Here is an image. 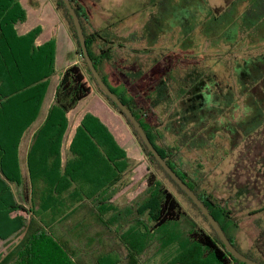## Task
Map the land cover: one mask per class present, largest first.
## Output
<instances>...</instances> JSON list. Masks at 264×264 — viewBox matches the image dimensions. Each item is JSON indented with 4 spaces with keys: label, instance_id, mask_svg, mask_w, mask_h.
Returning a JSON list of instances; mask_svg holds the SVG:
<instances>
[{
    "label": "trees",
    "instance_id": "obj_1",
    "mask_svg": "<svg viewBox=\"0 0 264 264\" xmlns=\"http://www.w3.org/2000/svg\"><path fill=\"white\" fill-rule=\"evenodd\" d=\"M69 1L79 18L89 57L101 79L129 108L153 147L205 205L235 250L259 264H264L263 260L255 259L238 249L228 234V229H235L237 225L231 218L232 213L227 202L222 201L221 204L212 196L199 192L194 181L189 179L188 172L182 171V166L187 164L180 158L177 149L168 147V143L165 142L160 120L157 124L155 121L158 119L155 111L160 105L159 102L169 103V98L157 96L158 80L152 92L148 87L153 85V82L149 85L134 86L133 90L132 86L135 85L133 82L132 84L124 82L117 87L110 86L101 68L107 63L110 64L114 43L103 39L95 30L87 32L83 24L85 17L79 5L80 0ZM202 1L206 3V0ZM54 2L66 22L76 55L82 59L71 18L61 0ZM263 7L264 0H228L223 10L209 7V13L205 18L206 26L200 29V38L203 37L202 39L215 47L221 44L233 46L239 41L238 37L244 41L241 33L243 29H239V33L238 29L237 33L235 31L232 33L230 27H233L241 14L239 17L241 21L248 23L243 28L252 29L254 22L250 23L251 12ZM228 16L229 18H226ZM25 17V11L17 0H0V228L6 227L7 224L11 227V224H14V230L7 232L0 239L6 240L12 233L19 234L25 229L21 240L0 259V264H37L35 252L38 245H41L39 243L41 240L53 243L74 264H155L157 255L160 258L159 264H166L162 258L169 253L173 255L172 264H243L227 252L205 217L188 198L200 217L209 225L211 232L206 233L194 228L189 235L181 237L177 232V226L186 215L173 194L154 174L150 173L146 177L147 187L143 195L129 204L126 210L120 211L113 207L112 198L125 187V179L132 176L138 163L126 155L108 128L97 117L90 114L83 116L66 149L62 163L63 141L68 130L67 114L80 101L93 95L96 89L103 100L125 120L149 163L175 185L148 152L132 124L100 91L83 60L82 66H69L61 74L46 119L34 135L27 154L28 190L24 191L23 202L13 197L12 187L17 192L20 186L23 187L17 155L19 142L25 130L37 119L49 81L56 74L54 39L37 45L36 41L41 34L40 27H35L22 36L17 34L15 26L22 23ZM223 21L225 28L227 27L223 38L205 32L208 26L211 28L217 22L221 26ZM183 27L178 24L183 38L181 41L192 44L195 40L194 32L198 28L194 25L188 29H182ZM118 46L121 48V45ZM94 48L98 54L94 53ZM248 66L250 74L245 76L241 84L240 93L243 96L249 94L248 79L254 77L257 82L264 78V74L259 71L264 67V61L256 60ZM83 69L86 70L88 78ZM207 74L210 75L207 72L194 71L182 76L179 85L182 87L177 89L178 92H187L184 91L182 78L190 76L188 90L190 91L197 79L203 80ZM129 78L134 80L133 76ZM135 89L138 94H133ZM204 94L209 96L210 91L207 90ZM178 97L180 107L184 104L186 96ZM203 103L199 102V107L197 105L199 115L205 108L202 107L205 106ZM211 103L213 104V101ZM260 103L264 104V99ZM258 106L259 102H256V116L260 112L259 108L261 112L264 110ZM247 107L249 109L246 102L243 109L245 113H248ZM255 118L259 124L260 119ZM261 122L264 123V118ZM227 133L232 141L231 132ZM191 167L193 166L190 165L189 168ZM195 169L200 172L198 168ZM176 188L185 195L177 186ZM13 212L16 216L9 219L8 214ZM24 215H27L28 219H25ZM111 226L114 227V232L120 235L114 246L118 247L121 254L117 251H107L111 247L103 240H98L101 235L99 231L92 232L96 227L111 229ZM162 227L168 229L165 233L157 234ZM61 228L65 229V234ZM142 232L157 237L145 240L148 238L143 237ZM72 243L76 246L85 245L87 249L83 251L85 247H82L83 249L76 251L74 246L71 247ZM152 244L159 246L154 260L152 258L150 260L146 255ZM176 245H180L181 249L176 250ZM84 256H88L89 259L85 260Z\"/></svg>",
    "mask_w": 264,
    "mask_h": 264
},
{
    "label": "rangeland",
    "instance_id": "obj_2",
    "mask_svg": "<svg viewBox=\"0 0 264 264\" xmlns=\"http://www.w3.org/2000/svg\"><path fill=\"white\" fill-rule=\"evenodd\" d=\"M17 1L26 15L25 20L15 26L18 35H25L31 29L40 27L42 34L39 41L41 42L48 36H52L53 30L60 29V25L68 34L66 22L61 12L57 10L54 0ZM227 4L228 0H206V3L202 0L79 1L85 17L83 24L86 31L95 30L103 39L114 43L110 64L107 63L101 68L110 83L109 85L117 87L124 82L126 84L133 82L135 84L132 86L133 90L134 86L149 85L153 82L154 84L148 87L152 92L158 80L157 96L169 98V103L159 102L160 105L155 111L158 116L155 121L157 124V121L160 120L161 127L164 129L165 142L168 143V147L177 149L180 158L187 164L182 166V171L188 172L189 179L194 181L199 192L202 191L212 196L221 204L222 201L227 202L228 209L232 213L231 218L237 225L235 229H228V234L238 249L244 254L264 261V178L259 176L257 183L252 179L253 176L251 178L245 176L250 158H264V135L261 134L260 139L255 142L251 141V143L243 141L238 145L237 141H234V148H232L233 145L227 133L235 129L250 131L257 122L255 101H250L249 109L248 107L246 109V112L249 111L255 115L250 121L243 115L244 105L246 102L248 103L249 96L240 98L239 95H234L233 91L236 88L239 89L238 84L241 85L245 76L250 74L248 65L251 62L264 61V7L251 12L250 23L254 22L252 29L245 30L243 28L248 23L245 24L244 21H241L239 18L241 14L235 20L233 27H230L232 33L234 31L237 33V29L239 33V29L242 28L243 35L240 34V36L242 35L244 41L238 37L239 41L233 46L221 44L215 47L212 43L202 39L203 37L200 38V29L206 26L205 18L209 13V7L223 10ZM239 8L242 7L239 6ZM194 14L196 16H193ZM230 15L232 16V14ZM190 16H192L191 19ZM224 23L225 21L220 26L217 22L211 28L208 26L209 28L207 27L205 32L208 35H218L217 38H223L227 32ZM178 24L184 26L182 29H188L192 25L198 28L194 32L195 40L192 44L191 42H185V44L181 41L183 38H181ZM52 28L53 30H51ZM118 45H121V48H118ZM186 46L189 48L185 49ZM93 51L98 54L95 48ZM77 58L82 66L83 59L80 56ZM61 70L62 68L57 66L56 74L49 81L39 116L45 112L49 104L53 87L60 78ZM83 71L88 78L86 70L83 69ZM194 71L207 72L211 76L207 74L203 80L197 79L195 86L188 91L191 79L187 75L186 78H182L184 91L187 92L179 93L177 89L182 87L179 86L180 78ZM259 71L263 75L264 67ZM131 76L134 77V80L129 78ZM232 87L233 91H231ZM259 89L260 87L255 88L254 93L259 92ZM207 90L210 91L209 96L204 94ZM133 94H138V91L135 89ZM178 96L183 98L186 96L184 104L180 107ZM212 101L213 104H210ZM199 102L205 104L202 106L205 107L203 115L197 113ZM235 107L238 111H233ZM87 114L97 117L108 128L126 155L138 163L132 176L125 179V187H122L116 194L117 198L113 200V207L124 211L129 204L141 197L147 187L146 177L151 173L173 194L186 215L177 226V232L181 237L189 235L194 228L201 229L206 233L211 232L209 225L200 217L187 197L149 163L125 120L103 100L96 89H94L93 95L80 101L68 113L65 143L69 135L75 132L74 128L80 119ZM40 118H37L25 130L19 142L17 155L20 174L24 169V146L30 131L37 126ZM238 150L240 151L239 155ZM243 151L244 153L241 154ZM239 157V164L236 165ZM190 165L193 167L189 168ZM195 167L199 169V173ZM255 183L258 186L257 189L253 186ZM26 184L27 182H22L23 187L20 186L18 192L15 190L12 192L13 197H16L19 202H23L24 191L28 190ZM15 216L14 212L8 214L9 219H14ZM24 217L28 219L27 215ZM5 228L7 234L14 230V224H11V227L7 224ZM61 229L65 234V229ZM95 229L92 232L99 231L101 234L98 240H103L111 247L107 251H117L121 254L118 247L114 246L120 237L114 232V227L111 229L96 227ZM167 229L168 227H162L157 234L165 233ZM24 231L25 229L19 234L12 233L5 243L0 244V259L21 240ZM4 234H0V237ZM141 235L148 238L145 240L157 237V235L143 232ZM39 243L41 245H38L35 252L37 264H74L53 243L50 244L45 240H41ZM71 247L80 251L85 245L76 246L72 243ZM157 247L159 248L156 244L151 245L146 253L149 259H155ZM99 248L102 249V246ZM86 249L85 247L83 251ZM177 249H181L180 245H176ZM84 257L85 260L89 259L88 256ZM159 259V255H157L155 264H159ZM172 260L171 253L165 254L162 258L166 264L171 263Z\"/></svg>",
    "mask_w": 264,
    "mask_h": 264
},
{
    "label": "water",
    "instance_id": "obj_3",
    "mask_svg": "<svg viewBox=\"0 0 264 264\" xmlns=\"http://www.w3.org/2000/svg\"><path fill=\"white\" fill-rule=\"evenodd\" d=\"M61 1L64 7L66 8L67 13L70 16L72 24L74 26V30L76 32V36H77L78 43L80 46V53H81L82 59L85 62L87 69L89 70L92 78L94 79L100 91L108 99L112 101V103L119 109L121 114L124 115V117L132 124L139 138L142 140V142L146 146V149L148 150V152H150V154L153 156V158L159 164L162 170L166 173V175L186 195V197L190 199V201L194 204V206L205 217L206 221L208 222L212 230L215 232V234L217 235L218 239L220 240L224 248L227 250V252L231 256H233L236 260H238L239 262L243 264H259L256 261H253L243 256L241 253L235 250V248L231 245L226 235L224 234L222 228L219 226L217 221L210 214V212L205 207V205L198 199L195 193L176 175V173L168 166V164L162 159V157L153 147L147 135L145 134L139 122L136 120V118L134 117L132 112L129 110V108L126 105H124L120 101V99H118V97L104 83V81L101 79V77L97 73L92 60L89 57L86 44H85V37L83 35L81 24H80L79 18L76 15L74 8L71 6V3L69 0H61Z\"/></svg>",
    "mask_w": 264,
    "mask_h": 264
},
{
    "label": "crops",
    "instance_id": "obj_4",
    "mask_svg": "<svg viewBox=\"0 0 264 264\" xmlns=\"http://www.w3.org/2000/svg\"><path fill=\"white\" fill-rule=\"evenodd\" d=\"M57 23H58V21H57ZM51 30H53V28ZM41 34H42V30H41ZM41 34H40V36H41ZM39 37H38V39L36 41L37 45H42V44L46 43L47 41H49L50 39H54V41H55V60H54L55 72H56L57 66L62 68V70H61V74H62L64 72V70L66 68H68L69 66L80 65L79 62H78V58H77L76 52H75L74 44H73L71 38L68 36L67 32L62 28L61 25H60V29L57 28V29L53 30L52 36H48V38H46L44 40H41V42L39 41ZM61 74H60V76H61ZM58 82H59V80L56 82L55 86L53 87L52 96L50 98L48 106L45 109V112H43L40 115L41 118H40L39 115L37 116V118H40L39 122H38L37 126L34 127L30 131V134H29L28 139H27V143L24 146V150H23L24 169H23V172L20 174L22 182L26 183L29 180L28 179V173H27V154H28V151H29V149L31 147L34 135L36 134V132L42 126V124L44 123V121L46 119L47 112H48V109H49L50 105L52 104L53 95H54V92H55V89H56V86H57ZM67 116H68V114H67ZM81 119H80V121H81ZM80 121H79V123H80ZM79 123H78V125H79ZM76 127L74 128V131H75ZM66 135H67V133H66ZM73 135H74V132H72L69 135L68 139L66 140V143L63 141L64 142V146L62 148V155H63L62 163H64V158H65L64 156H65V153H66V149H67L71 139L73 138ZM14 190L15 189L12 187V191H14ZM114 198H117V195L112 198V202H114L113 201V200H115ZM0 234L6 235V229L4 227L0 228ZM8 237L10 238V236H8ZM6 240H7V238H6ZM2 243H5V240H1L0 239V244H2Z\"/></svg>",
    "mask_w": 264,
    "mask_h": 264
},
{
    "label": "flooded vegetation",
    "instance_id": "obj_5",
    "mask_svg": "<svg viewBox=\"0 0 264 264\" xmlns=\"http://www.w3.org/2000/svg\"><path fill=\"white\" fill-rule=\"evenodd\" d=\"M248 82H249V84H248L249 86L247 88V91L249 92V94H247V95L250 98L249 100H247L248 101V105H249L250 101H255V103L259 102V106L258 107H261V108L263 107L264 108V104L260 103L264 99V78L258 80L257 82H256V79L254 80V78H252V79H248ZM234 83H236L235 80H234ZM238 86H239V89L236 88L233 91V87H232L231 91L234 92V95H239L240 98H241L243 96V94L240 93L241 85L238 84ZM257 87H260L259 92L254 93V89L257 88ZM210 104H212V103L210 102ZM207 107H208V105H207ZM237 107H238V104H237ZM234 110L238 111V109L236 107L233 108V111ZM202 111H203L202 114H205V108H203ZM255 111H256V107H255ZM259 111L260 112L257 114L256 117H258L260 119L259 120L260 123L258 124L256 122L255 125L250 129V131H242L240 129H235V130L231 131L232 141H230V142L233 145L232 148H234V141L235 142L237 141L238 145H239V143H241L243 141H250V143H251V141L255 142L257 139H260L261 134L264 135V127H263L264 123L261 122V120L264 118V110L261 112V110L259 108ZM243 115L245 117H247V119L250 120V119L254 118L256 113L254 115L253 113H251L249 111H248V113H245L243 111ZM250 148L255 149L254 147H250ZM239 153H240V151L238 150V155H239ZM243 153H244V151L241 154H243ZM239 160H240V157L237 159L236 165L239 164ZM242 176H244V174H242ZM245 176L248 177V178H251L253 176L252 179L254 180V182H257V183L259 182V179H258L259 176L261 178H264V158L263 159H258L256 157H254L253 159L250 158L249 159V165L246 168ZM253 186L256 189L258 188L256 183Z\"/></svg>",
    "mask_w": 264,
    "mask_h": 264
}]
</instances>
